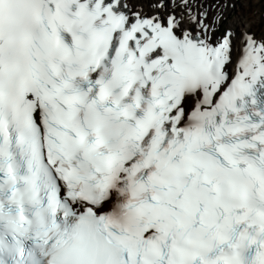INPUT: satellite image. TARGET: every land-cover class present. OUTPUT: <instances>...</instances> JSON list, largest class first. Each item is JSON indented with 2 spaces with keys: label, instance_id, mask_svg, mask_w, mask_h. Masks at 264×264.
I'll return each instance as SVG.
<instances>
[{
  "label": "snow or ice",
  "instance_id": "6c2138e0",
  "mask_svg": "<svg viewBox=\"0 0 264 264\" xmlns=\"http://www.w3.org/2000/svg\"><path fill=\"white\" fill-rule=\"evenodd\" d=\"M236 8L0 0V264H264V32Z\"/></svg>",
  "mask_w": 264,
  "mask_h": 264
},
{
  "label": "rangeland",
  "instance_id": "374dc122",
  "mask_svg": "<svg viewBox=\"0 0 264 264\" xmlns=\"http://www.w3.org/2000/svg\"><path fill=\"white\" fill-rule=\"evenodd\" d=\"M231 2L233 0H229V3ZM235 3L237 8L232 13V19L245 10L253 29L257 32H264V5L259 0H235Z\"/></svg>",
  "mask_w": 264,
  "mask_h": 264
},
{
  "label": "bare ground",
  "instance_id": "6f19581e",
  "mask_svg": "<svg viewBox=\"0 0 264 264\" xmlns=\"http://www.w3.org/2000/svg\"><path fill=\"white\" fill-rule=\"evenodd\" d=\"M233 21L236 22V23H239L241 25V27H243L246 24H251V22L249 21L248 16H247L245 10L241 14H238L233 19Z\"/></svg>",
  "mask_w": 264,
  "mask_h": 264
}]
</instances>
